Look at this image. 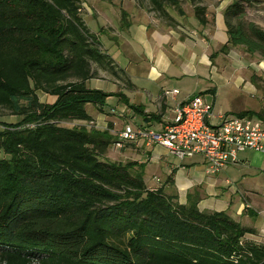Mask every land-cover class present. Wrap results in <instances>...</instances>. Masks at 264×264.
<instances>
[{"label": "trees", "instance_id": "obj_1", "mask_svg": "<svg viewBox=\"0 0 264 264\" xmlns=\"http://www.w3.org/2000/svg\"><path fill=\"white\" fill-rule=\"evenodd\" d=\"M146 1L166 20L168 6L182 13L180 0ZM190 1L204 24L205 7ZM247 2L225 8L221 50L264 59V30L242 21ZM81 10L80 0H0V117L19 118L0 122V264H264V243L246 238L255 229L200 211L191 195L180 204L148 189L138 163L105 158L116 142L107 131L63 125L91 121L86 106L109 97L127 102L87 87L95 68L124 79ZM126 18L121 11L122 27Z\"/></svg>", "mask_w": 264, "mask_h": 264}, {"label": "crops", "instance_id": "obj_2", "mask_svg": "<svg viewBox=\"0 0 264 264\" xmlns=\"http://www.w3.org/2000/svg\"><path fill=\"white\" fill-rule=\"evenodd\" d=\"M230 1L199 4L206 9V21L200 24L193 8L187 9L181 3V14L172 7L165 8L170 17L166 20L146 3L135 0H91L90 7L101 22L100 33L84 23L90 32L98 34L102 50L123 71L121 75L126 83L95 68L97 75L87 81V87L121 94L127 102L120 97H109L102 107L87 105L91 121H76L78 125L107 131L114 141L126 125L159 132L173 117L175 106L195 95H202L211 103L214 113L239 115L264 111V87L252 82L248 53L242 46L227 52L221 50L228 42L223 13ZM121 11L127 14V24L123 27ZM103 76L111 82L98 81ZM171 90L177 93L162 96L164 91ZM149 115L155 116L150 119ZM111 156H117L122 163H138L136 170L142 172L148 189L161 187L180 204H185L191 195L198 198L200 211L225 212L242 226L264 234L262 155L242 152L236 164L216 175L207 173L200 157L178 159L165 148L145 140L124 143L117 151L110 147L105 158ZM233 172L236 174L232 175ZM231 183L238 188L231 189ZM223 184L228 187L226 190L231 189L230 194ZM235 192L239 197L233 198ZM246 208L255 216L246 214Z\"/></svg>", "mask_w": 264, "mask_h": 264}, {"label": "built area", "instance_id": "obj_3", "mask_svg": "<svg viewBox=\"0 0 264 264\" xmlns=\"http://www.w3.org/2000/svg\"><path fill=\"white\" fill-rule=\"evenodd\" d=\"M176 90L162 96H174ZM161 131L134 129L126 125L111 146L122 148L124 143L145 140L165 148L178 159L200 157L208 174L216 175L236 164L238 155L252 151L264 157V119L259 117L214 113L212 104L202 95L178 104Z\"/></svg>", "mask_w": 264, "mask_h": 264}, {"label": "rangeland", "instance_id": "obj_4", "mask_svg": "<svg viewBox=\"0 0 264 264\" xmlns=\"http://www.w3.org/2000/svg\"><path fill=\"white\" fill-rule=\"evenodd\" d=\"M231 1H230V3H231ZM135 2L139 3V4L146 3L148 5V2L146 0H135ZM217 2H218V0H198L197 1L198 4H217ZM180 3L182 6H184L187 9L193 8V4L190 0H180ZM90 4H91V0H80V5L82 8L81 14H82L83 20L87 24L88 28L99 34L101 22L98 21L99 20L97 18L98 14L96 11H94L95 10L94 8L90 7L91 6ZM242 21L245 23H254L258 27H260L262 30H264V0H248V2L245 3V13H244V16L242 18ZM237 54H239V53H237ZM243 54H245V53H243ZM246 57L249 59V64L251 65L250 68L253 71L252 72L253 75L251 76L252 82H254L255 85L257 84V86L259 85L260 87H264V65L260 66V64H264V59L260 58L257 54H249V53L247 54ZM92 68L94 69V66ZM105 77H107V76L99 77L98 81H107L108 79H106ZM108 81L111 82V80H108ZM37 96H38L40 102H42V103H52L54 100L53 97H51L45 93H42V92H37ZM88 111H90V108H88ZM18 121H19V118L15 117V116L8 115L5 111L1 112L0 122L14 124V123H17ZM63 125L73 127V126H78V122L70 121V122L63 123ZM1 128H2V126L0 125V129ZM111 150L117 151V148L114 149L113 147H111ZM107 160L111 161V162L122 163V162H119L120 158H117V156H114V157L111 156L110 158H107ZM234 174H236V173L233 172L232 175H234ZM223 185L225 186V184H223ZM235 187L238 188V185L231 183L230 188L234 189ZM227 188L228 187L225 186V190ZM230 190H226L227 194L231 193ZM232 196H233V198H237V197H239V194L235 192L234 194H232ZM255 231H256L255 235H247L246 238H248L254 242H257V243H264V234L261 233L260 231H257V230H255Z\"/></svg>", "mask_w": 264, "mask_h": 264}]
</instances>
